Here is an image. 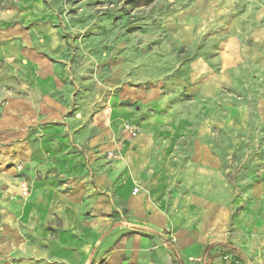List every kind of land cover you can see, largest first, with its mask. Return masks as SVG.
I'll list each match as a JSON object with an SVG mask.
<instances>
[{"label": "rangeland", "instance_id": "obj_1", "mask_svg": "<svg viewBox=\"0 0 264 264\" xmlns=\"http://www.w3.org/2000/svg\"><path fill=\"white\" fill-rule=\"evenodd\" d=\"M46 96L69 105L78 125L77 138L58 142L76 147L74 160L47 153L57 169L27 156L42 145L27 104ZM104 129L116 149L90 156ZM78 162L80 176L115 171L108 191L140 186L148 218L161 206L172 216L190 198L217 200L231 210L227 238L263 260L264 0H0V244H15L18 263L43 229L32 199L70 189ZM112 199V218L135 223L131 203ZM80 209L85 220L99 214L84 200ZM45 225L64 242L74 232L58 218ZM166 239L136 264H176ZM218 262L244 264L233 253Z\"/></svg>", "mask_w": 264, "mask_h": 264}, {"label": "crops", "instance_id": "obj_2", "mask_svg": "<svg viewBox=\"0 0 264 264\" xmlns=\"http://www.w3.org/2000/svg\"><path fill=\"white\" fill-rule=\"evenodd\" d=\"M43 48L52 50V46L48 42L44 44ZM36 56L38 53L33 51L32 57L36 58ZM39 59L34 62H36V66L40 62V66H38L40 74H49L58 87L59 83L54 75V67L48 65L46 59ZM28 108V120L31 125H35L33 129H36L38 125L41 129V132L38 133L40 135H36L34 132L32 137L34 139L38 137L36 141L42 144L37 146L34 142L28 147L29 163L36 166L37 162L41 161V166H39L41 169L59 168L50 161L47 154L50 151H56L55 147L59 148V155L65 156L68 160H74L76 147L68 148L58 144L61 140L62 144H65L69 133L73 137L77 138L78 136L76 118L67 114L69 105L54 97L46 96L39 101H31L29 105L27 104ZM108 132L107 129H104L100 137L93 139L94 141L87 149L90 156L95 157L96 150L103 154L111 149H116V147H111L112 142L107 137ZM120 144V146H125V141L121 140ZM144 150V145L138 146L137 154L142 155ZM101 162L103 161L99 160L98 164L102 165ZM144 164L145 161H143ZM78 165L82 169L74 170L73 173L76 177L72 178L71 184L68 185L70 189L67 191L55 189L53 193L48 190L45 196H35L32 199L33 203L39 207L41 214L39 223H42L43 227L39 237L36 238V244L23 245V259L19 263L16 260L15 244H0V252L6 253V255L2 254L3 258H6L4 262L0 256V264H125L126 262L136 264L143 255L147 254V251L154 249L156 238L165 241L168 235L173 238V243H170L168 248L173 254L176 264H202L201 257L207 245H214L210 253L215 257L213 264H219V255L233 253L227 244L239 249L246 257L247 261H243L236 253H233L240 262L264 264V259H251L243 246L227 238L231 210L217 200L203 197L190 198L183 210L173 209L172 216L170 213L167 215L163 211L164 207L161 206L154 208L148 218L143 215L145 209L141 205L140 186H138L139 191L135 195L132 191L136 186L132 189L124 186L125 188H121L120 192H117L118 194L108 191L107 186L111 183L110 176L113 172L112 176H115V171L109 169L108 166H99V169L102 168V173L92 177L84 175V173V176H80L79 170L84 171L86 167L84 165L81 167L80 162ZM151 187H153V192L157 190V185L152 184ZM96 188L100 190L97 192ZM101 189L104 195L102 201L99 202L96 200L102 193ZM116 195L121 196L125 202L131 203L134 209L135 223L126 224L120 219L112 218L111 213L114 208L112 196ZM83 200L91 204L93 208L91 210L97 211L99 214L94 215L93 213L94 216L85 220L80 209V201ZM27 218L29 219V215ZM55 218L72 223L74 232H71V238L66 240L67 242L58 236L57 229L46 227V222ZM37 232L35 231V234ZM62 233L64 234V231H61ZM111 246V252L107 255ZM179 259L181 263L178 262Z\"/></svg>", "mask_w": 264, "mask_h": 264}, {"label": "trees", "instance_id": "obj_3", "mask_svg": "<svg viewBox=\"0 0 264 264\" xmlns=\"http://www.w3.org/2000/svg\"><path fill=\"white\" fill-rule=\"evenodd\" d=\"M214 245H207L203 251V254H202V257H201V261H202V264H213V261H214V256L211 255L210 251L211 249L213 248ZM227 246L230 248V250L233 252V253H236L237 256L242 259L243 261H247L246 260V257L243 255V253L237 249L236 247H232L231 245L227 244ZM177 255V258L178 257V254L176 253ZM178 262L181 263L180 259L178 260ZM182 264V263H181Z\"/></svg>", "mask_w": 264, "mask_h": 264}, {"label": "built area", "instance_id": "obj_4", "mask_svg": "<svg viewBox=\"0 0 264 264\" xmlns=\"http://www.w3.org/2000/svg\"><path fill=\"white\" fill-rule=\"evenodd\" d=\"M125 129L127 131H129V133L132 135V136H136L137 135V132H136V129L134 128V126L130 125V124H125ZM139 191V187L136 186L134 189H133V194H137Z\"/></svg>", "mask_w": 264, "mask_h": 264}]
</instances>
